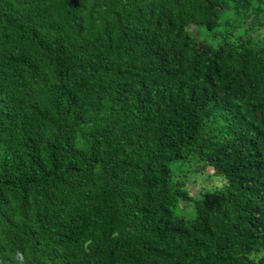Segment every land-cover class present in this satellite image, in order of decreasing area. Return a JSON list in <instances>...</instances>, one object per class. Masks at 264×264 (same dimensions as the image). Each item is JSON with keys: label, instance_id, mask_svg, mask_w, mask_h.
I'll return each instance as SVG.
<instances>
[{"label": "trees", "instance_id": "obj_1", "mask_svg": "<svg viewBox=\"0 0 264 264\" xmlns=\"http://www.w3.org/2000/svg\"><path fill=\"white\" fill-rule=\"evenodd\" d=\"M254 1L0 0V264H264Z\"/></svg>", "mask_w": 264, "mask_h": 264}, {"label": "rangeland", "instance_id": "obj_2", "mask_svg": "<svg viewBox=\"0 0 264 264\" xmlns=\"http://www.w3.org/2000/svg\"><path fill=\"white\" fill-rule=\"evenodd\" d=\"M262 4L261 8L264 10V0H259ZM257 1L252 2L250 8L257 6ZM252 10V9H251ZM228 19V17H227ZM230 25L229 30H233V35L244 36L246 38L248 35L252 39H262L264 40V12L262 11L257 16H252L248 18H243L241 16L236 17L235 21H231L229 18ZM189 31L195 35L196 38V48L199 53L205 54L212 51L215 41L210 38V34L206 31L196 27L191 26ZM206 164L205 168H202V163L193 162L192 164L185 165L182 173V181L185 182L184 189L190 196H198L200 192L205 190L217 189L220 185V179L215 172V170L209 166V160L204 161ZM180 212L184 215L191 216L189 203H181Z\"/></svg>", "mask_w": 264, "mask_h": 264}]
</instances>
